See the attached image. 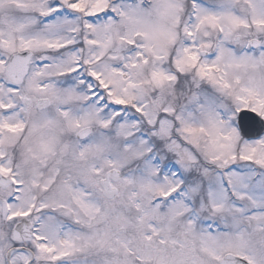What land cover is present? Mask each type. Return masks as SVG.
<instances>
[{"label":"snow or ice","instance_id":"snow-or-ice-1","mask_svg":"<svg viewBox=\"0 0 264 264\" xmlns=\"http://www.w3.org/2000/svg\"><path fill=\"white\" fill-rule=\"evenodd\" d=\"M0 264H264V0H0Z\"/></svg>","mask_w":264,"mask_h":264}]
</instances>
